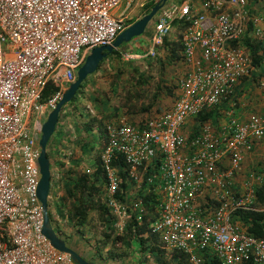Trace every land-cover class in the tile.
Instances as JSON below:
<instances>
[{
	"label": "built area",
	"instance_id": "2783aa9c",
	"mask_svg": "<svg viewBox=\"0 0 264 264\" xmlns=\"http://www.w3.org/2000/svg\"><path fill=\"white\" fill-rule=\"evenodd\" d=\"M134 2L0 0V264H75L41 233L43 215L36 196L40 129L90 50L111 44L127 26L124 20ZM202 5L207 15L196 14L185 1L164 6L157 17L155 46L163 44L178 21L185 24L184 59L193 61L196 51L200 57L179 80L181 94L171 108L136 126L106 128L100 153L105 203L113 215L129 219V211L118 206L119 167L110 166L113 160L122 157L126 167L120 169L134 178L159 159L156 172L147 178L148 185L158 180L160 190L154 191L163 196L150 219V234L183 253L188 264H203L205 252L219 264H264V239L233 221L237 210L252 208L253 185L264 177L245 181V195H236L232 188L243 151L264 140V116L252 113L245 121L231 119L221 129L202 123L196 134L181 132L187 118L218 105L249 73L248 50L231 42L242 41L248 30L264 39L257 25L262 18L252 13L249 0H202ZM48 83L58 91L42 102ZM260 86L264 89V79ZM225 159L229 164L222 171ZM143 206L144 200L136 204L139 221Z\"/></svg>",
	"mask_w": 264,
	"mask_h": 264
},
{
	"label": "crops",
	"instance_id": "0c3cea01",
	"mask_svg": "<svg viewBox=\"0 0 264 264\" xmlns=\"http://www.w3.org/2000/svg\"><path fill=\"white\" fill-rule=\"evenodd\" d=\"M185 1L191 3L192 10L196 14H208L203 8L202 0H177L176 2L179 4ZM171 4H174V2ZM249 5L252 13L262 18L257 25L264 31V0H249ZM165 6L167 5L165 4ZM158 15L156 16L158 17ZM136 20L138 18H135ZM184 28V23L174 22L164 38L166 45L163 43L162 45L155 46L153 37H151L147 41L143 39H140V42L136 41L139 43V46H135L140 47V52H135L132 49L133 47L127 44L117 48L114 54L108 55L100 62L96 72L87 77L86 88L87 93L91 97H88L84 104L80 100L76 101L74 99V101H71L61 109L64 117L61 121L58 120L60 125L57 123L53 138H51L52 144H50L53 156L49 157L51 166L49 204L51 202L57 205L56 197H65H62V192L65 194L64 183L69 182L68 177L70 175L74 177L77 173L75 170L73 173H69L73 167L72 165H74L72 163H77L80 171L87 172L88 174H91L97 166H102L101 159L97 154L99 150L94 155L97 158L91 159L88 148L84 149L81 146L82 144L80 145L82 142H88L89 146L91 139H88L83 129V123L89 118L96 119L95 125H97L103 114H108L106 117L110 121H106V118L103 120V123H109L105 127L106 129L109 125L131 123L130 121L134 120L136 116L158 115L162 110L172 107L181 94L178 84L179 80L195 68L196 54H198L196 51L193 61L188 62L184 59V55L182 54L184 46L182 45L180 49V45L178 44V42H181ZM140 37L141 35L137 38ZM243 38H248L252 42H260V44L264 45V39H259L254 31L248 30L243 35ZM239 42H242L241 39ZM242 45L238 43V46ZM144 46L146 49L143 48ZM151 52L155 53L154 57L151 56ZM259 54H261V50ZM255 73L258 75L255 76L256 79L253 78V74ZM262 79H264V76L261 75L258 67L252 64L249 73L239 79L230 94L218 103V114L215 120L201 122L197 117L191 116L187 118L181 132L185 135H193L200 131L202 123L208 124L215 129H221L231 119L245 121L248 115L252 113L264 116V89L260 86ZM135 89L139 91L137 93L138 96H136L139 99L134 98L131 103L137 109L128 111L123 106V103L126 101V94L134 93ZM87 102L90 103L89 106L85 105ZM149 104V109L142 111V107ZM161 105H164L165 108L163 109ZM75 119L77 122L73 123ZM96 129H94L93 133ZM64 157L67 160H62ZM57 159L61 160L59 167H56ZM154 160L156 158L152 159V161ZM152 161L149 165L152 164ZM228 164L229 161L225 159L224 166L226 167L221 168V170L225 171ZM54 165L55 168L53 169ZM117 171L119 180L121 179L120 173L122 172L127 183L121 199L117 200L119 202L118 206L120 209L129 211V219H126L121 213L116 212L113 215L105 203V186H102L101 203L108 208L109 216H105V221H101L98 211L93 210L89 213L86 224L81 226L83 229L87 228L85 232L90 235H87L88 237L98 241L103 250L111 252L112 258L108 259L110 263L107 264H188V259L183 253L165 246L159 237L150 234L149 222L152 217L148 216V210L144 206L145 212L141 219L146 216L145 221L147 225L142 228V232H127V226L133 216L139 221L138 213L141 209L136 207V204L144 200L142 195L145 194L148 187L144 184L146 178L145 170H141V175L135 174L134 178H128L123 170L116 167L115 172ZM251 176L264 177V140L254 141L249 151H243L239 168L235 171L232 178V188L235 190L236 195H245L247 193L244 182L249 180ZM263 183L264 181L255 182L253 185L255 199L253 198L252 200V208L264 210V206H261L257 201L255 192L256 187ZM159 184V182L154 184L153 191L159 189ZM155 193H157L158 201L161 203L163 201L162 192L155 191ZM64 203L63 209L64 211L66 209L68 212L70 202L64 201ZM66 205L68 206L66 207ZM91 213H94L92 217H90ZM65 215L66 220L69 216H67V213ZM96 219L98 224H93L92 227L88 228V225ZM140 223L141 221H139ZM236 223L240 229L246 230L245 225L241 221L238 220ZM52 224L55 227L53 228L57 230L58 227L55 219ZM121 228L122 231H120ZM103 232L111 233L109 240L105 243L102 242ZM117 236L123 238V240H114ZM78 253L83 256V253ZM83 257L85 258V256Z\"/></svg>",
	"mask_w": 264,
	"mask_h": 264
},
{
	"label": "trees",
	"instance_id": "16d2710c",
	"mask_svg": "<svg viewBox=\"0 0 264 264\" xmlns=\"http://www.w3.org/2000/svg\"><path fill=\"white\" fill-rule=\"evenodd\" d=\"M157 1L156 0H149L144 6H143V12L141 16L144 14H147L151 8L155 5ZM135 19L131 18L129 20V23L127 24L130 25L133 23ZM164 45H166V40L163 41ZM168 44V43H167ZM180 45V49L182 48L181 42H178ZM244 45L246 49L249 51V55L252 59V64L258 67L259 71L261 72V75L264 76V67L262 65V60L264 58V45L259 43L252 42L248 38H243L242 42H239V45ZM231 45L238 46V41H233L231 42ZM242 45V46H243ZM172 50V49H170ZM261 50V54H259V51ZM173 51V50H172ZM116 50L113 51L114 54ZM110 54V55H111ZM254 79H256L255 76H258L256 73L253 74ZM137 89L134 90V93H127L126 95V101H124V107L127 108L128 111L136 110L137 107L133 105L132 99H139L136 98L138 96V92L136 91ZM58 91V87H56L53 83H48L42 92V102H46L50 98H52L56 92ZM136 91V92H135ZM76 99V96L73 98ZM77 101V99H76ZM68 104V103H67ZM66 104V105H67ZM225 106V105H224ZM150 107V104L147 106L142 107V111L148 110ZM218 105L206 109L202 111L198 116H196L201 122L205 120H215L218 114ZM108 114H103V117L99 119V126L102 127L104 130V140L101 143V147L99 149L98 157H100V153L106 143V124L105 122L103 123V120L106 118V121H110L109 118H107ZM59 119V118H58ZM95 120L94 118H89L86 122L83 123V129L85 133L90 136V139L93 138V131L95 128H98L97 125H95ZM56 130V129H55ZM52 138V137H51ZM50 138V139H51ZM50 140L47 144V155L49 156V145H50ZM82 144V145H81ZM80 145L85 149L88 148V153L91 156L90 158L96 159L97 157L94 156L96 155L95 152H93V147H91L92 142L90 140L89 146L88 142H82ZM99 159V158H98ZM75 166H77V163H74ZM159 164V159H156L152 161V164L148 165V167L145 169V180L144 184L145 186L148 187V190L145 192L142 197L144 198V204L146 209L148 210V216L149 217H154L158 213V208L160 202L158 201V196L155 191H153V186L156 182H158L157 179H154L153 182L148 185L147 178L152 177V174L155 173L156 166ZM111 167H116L118 166L119 168L122 169V167H126V163L124 162L122 157H118L117 159L113 160L110 163ZM74 172V169H70V174ZM121 174V175H120ZM119 175L121 176L120 182H119V191L117 193L118 199H121L122 193L125 190V187L127 185L125 179H124V174L121 172ZM67 175V172H66ZM67 178V177H66ZM69 182L64 183V189H65V197L57 201V207L58 209L64 208V201L66 199H69L70 201V208L67 212V216L71 219V222L73 224H76L78 226H83L87 222L88 215L91 211L96 210L99 213L101 221H105V216H109V210L106 207V205L101 203V192H102V186H105L106 188V180L103 175V170L102 167L97 166L95 169H93V172L91 174H88L87 172H78L74 177L70 175ZM155 182V183H154ZM105 190V189H104ZM256 197L257 201L261 206H264V183L260 186L256 187ZM51 194V189L50 193ZM61 217H65L66 215L64 213H60ZM146 216L142 219L141 223L139 224V221L133 216L132 219L130 220L128 226H127V232H133L135 231L136 233L142 232V228L147 225V222L145 221ZM241 221L244 225L246 230H244L247 234L252 235L256 238H262L264 239V210L257 209L255 207L249 208V209H242V210H237L233 214V221L236 223V221ZM139 224V225H138ZM110 232L106 233L103 232V243L107 242L110 237ZM122 239L121 237H115L114 240ZM184 256V255H183ZM203 256V264H219V261L211 256L209 252L202 253ZM244 264H254L251 261H247Z\"/></svg>",
	"mask_w": 264,
	"mask_h": 264
},
{
	"label": "water",
	"instance_id": "95a60500",
	"mask_svg": "<svg viewBox=\"0 0 264 264\" xmlns=\"http://www.w3.org/2000/svg\"><path fill=\"white\" fill-rule=\"evenodd\" d=\"M168 0H158L151 10L141 18L124 28L111 44L94 47L86 55L83 64L76 72V79L70 83L62 92L61 97L54 107L47 113L41 125L40 137L38 140L37 165L39 169V180L36 187V196L40 203L43 221L41 233L49 244L59 252L69 255L75 264H97L81 256L78 252L66 244V242L53 229L49 216V192L51 188V166L47 155V144L53 136L61 109L70 103L76 96L82 83L87 77L97 71L100 62L114 50L123 44L129 43L133 38L142 35L150 20L166 4Z\"/></svg>",
	"mask_w": 264,
	"mask_h": 264
},
{
	"label": "rangeland",
	"instance_id": "374dc122",
	"mask_svg": "<svg viewBox=\"0 0 264 264\" xmlns=\"http://www.w3.org/2000/svg\"><path fill=\"white\" fill-rule=\"evenodd\" d=\"M149 0H135V2L133 3V5L130 7L129 10V14L127 15V19L124 20L125 24L129 23V20L131 18L135 19V18H140L141 14L143 12V6L148 2ZM158 1V0H156ZM177 0H168L166 5L171 4L172 2H174V4H178V2H176ZM165 6V5H164ZM163 8V7H162ZM161 8V9H162ZM161 9L156 13V15H158L161 12ZM122 10V6L118 9V11ZM154 16L150 22L148 23L147 27L145 28L144 32L142 33L140 38H133L129 43H127V45L133 47L132 49H134L135 52H140V47H136L139 46V43H137L136 41L140 42V39L143 40H149L151 39V37H153L154 35V29H155V25H156V21H157V16ZM142 43V42H141ZM143 44V43H142ZM149 44V43H148ZM126 44L121 45L120 47H123ZM136 45V46H135ZM144 49H146V47H143ZM196 59H199V54H196ZM86 84L87 81L85 80L81 87L79 88L77 95H76V99L77 101L80 100V102L82 104H84L87 100L89 96V94L87 93V88H86ZM74 101V99L72 100ZM144 104V103H143ZM85 105L89 106L90 103L87 102ZM161 107L164 109V105H161ZM63 109V108H62ZM78 109V108H77ZM79 110V109H78ZM63 112V111H62ZM61 112V113H62ZM162 112V111H161ZM48 113V112H47ZM59 114V121H61V119L64 117L63 113ZM32 116V115H31ZM157 116L153 115V114H149V115H143V117L141 116H136L134 117V120L130 121V124H133L134 126L138 125V123L140 121H147L148 119H153ZM46 118V115H45ZM44 118V120H45ZM76 119L73 121V123H76ZM32 120L30 119L28 122V125L31 126ZM109 124V123H107ZM106 124V126H107ZM58 125H60V123H58ZM120 124H114V125H110L112 126L114 129H116ZM103 129L101 126H98V128L96 129V131L93 134V138H91V142L92 145L91 147H93V152L98 151L101 147V143L104 140V133H103ZM88 139H90V136H88ZM53 138V137H52ZM39 139V138H38ZM52 142V139H50V143ZM52 144V143H51ZM155 150H157V148H155ZM75 154V153H74ZM49 156H53L52 150L50 148L49 145ZM53 160V158H52ZM62 160H67L65 157ZM60 161L59 159L56 160V167L60 166ZM74 164V163H72ZM70 164V165H72ZM73 169L78 173L81 172L78 166L72 165ZM55 168V165L53 166V169ZM62 191V189H61ZM65 196L64 192H62V197ZM50 197V196H49ZM104 197H106V193L104 194ZM55 199V197H54ZM62 198H58L56 197V200L59 201ZM55 200V201H56ZM69 199H66V202H68ZM70 202V201H69ZM68 205H66L67 207ZM60 213H67L66 209L64 211V209H58L56 204H53L50 202L49 205V215L51 218V221L53 223L54 219L57 222V227L58 229H54L57 234L66 242V244L68 246H71L75 251L77 250V252L83 253V256H85L86 259L91 260L97 264H107L110 263V261L108 259H111V252H107L105 250H103V248L101 247V245L98 243V241H96L95 239H92L88 236H90L88 233L86 234L85 230L87 228H82L81 226H78L76 224H73L71 222L70 218H66L65 217H61ZM59 214V215H58ZM94 215V213H91L92 217ZM58 220V221H57ZM93 224H98L97 223V219L93 221V223H90L88 225V228L92 227ZM53 225V224H52ZM54 227V226H53ZM55 228V227H54ZM88 235V236H87ZM114 264V263H113Z\"/></svg>",
	"mask_w": 264,
	"mask_h": 264
},
{
	"label": "clouds",
	"instance_id": "9594fccd",
	"mask_svg": "<svg viewBox=\"0 0 264 264\" xmlns=\"http://www.w3.org/2000/svg\"><path fill=\"white\" fill-rule=\"evenodd\" d=\"M126 27H127V26H126ZM126 27H125V28H126ZM49 205H50V204H49ZM49 216H50V215H49ZM51 223H52V221H51ZM52 226H53V225H52ZM56 233H57V232H56Z\"/></svg>",
	"mask_w": 264,
	"mask_h": 264
},
{
	"label": "bare ground",
	"instance_id": "6f19581e",
	"mask_svg": "<svg viewBox=\"0 0 264 264\" xmlns=\"http://www.w3.org/2000/svg\"><path fill=\"white\" fill-rule=\"evenodd\" d=\"M51 189V188H50ZM50 193V192H49ZM50 196V195H49Z\"/></svg>",
	"mask_w": 264,
	"mask_h": 264
},
{
	"label": "flooded vegetation",
	"instance_id": "af4514ba",
	"mask_svg": "<svg viewBox=\"0 0 264 264\" xmlns=\"http://www.w3.org/2000/svg\"><path fill=\"white\" fill-rule=\"evenodd\" d=\"M54 229V228H53Z\"/></svg>",
	"mask_w": 264,
	"mask_h": 264
}]
</instances>
